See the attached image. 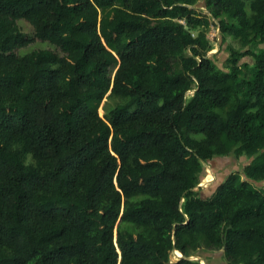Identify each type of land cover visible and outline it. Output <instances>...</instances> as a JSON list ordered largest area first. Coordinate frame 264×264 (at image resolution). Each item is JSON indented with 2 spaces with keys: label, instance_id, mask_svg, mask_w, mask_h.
Here are the masks:
<instances>
[{
  "label": "trees",
  "instance_id": "obj_1",
  "mask_svg": "<svg viewBox=\"0 0 264 264\" xmlns=\"http://www.w3.org/2000/svg\"><path fill=\"white\" fill-rule=\"evenodd\" d=\"M261 182L264 0H0V264H264Z\"/></svg>",
  "mask_w": 264,
  "mask_h": 264
},
{
  "label": "rangeland",
  "instance_id": "obj_2",
  "mask_svg": "<svg viewBox=\"0 0 264 264\" xmlns=\"http://www.w3.org/2000/svg\"><path fill=\"white\" fill-rule=\"evenodd\" d=\"M19 24L22 26L28 37H33V27L29 22L21 19L19 20ZM209 37L214 44V49L210 53L215 54V59L220 66L226 67L227 58L229 55V52L226 50L228 42H233L236 46H238V44L232 39H229L226 43L223 42L220 30L215 25L211 27ZM45 47H52V45L47 42H42L38 39H35V41L31 42L20 51L21 53H26L33 49ZM243 62H248V67L242 70V74H246V77H251L254 70V58L251 56L244 57L240 60V63ZM100 113L102 115L104 114L103 106L100 108ZM251 160L252 157H246L244 155L240 157L227 155L210 158V161L205 163L204 171L200 175L201 182L196 187L197 192L201 196H210L229 173L234 170L242 171L243 167ZM262 183L264 182H261V184ZM192 257L200 259L202 264H229L223 250H209L201 248Z\"/></svg>",
  "mask_w": 264,
  "mask_h": 264
},
{
  "label": "water",
  "instance_id": "obj_3",
  "mask_svg": "<svg viewBox=\"0 0 264 264\" xmlns=\"http://www.w3.org/2000/svg\"><path fill=\"white\" fill-rule=\"evenodd\" d=\"M208 161H210V160H208ZM207 163V162H206ZM175 253L178 255V256H183V254L182 253H178V251H175ZM192 259L194 258V257H191ZM196 259V258H195Z\"/></svg>",
  "mask_w": 264,
  "mask_h": 264
},
{
  "label": "clouds",
  "instance_id": "obj_4",
  "mask_svg": "<svg viewBox=\"0 0 264 264\" xmlns=\"http://www.w3.org/2000/svg\"><path fill=\"white\" fill-rule=\"evenodd\" d=\"M180 253V252H179Z\"/></svg>",
  "mask_w": 264,
  "mask_h": 264
}]
</instances>
